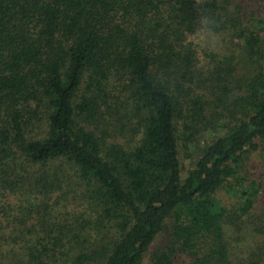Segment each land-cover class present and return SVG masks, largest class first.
Returning a JSON list of instances; mask_svg holds the SVG:
<instances>
[{
	"label": "trees",
	"instance_id": "trees-1",
	"mask_svg": "<svg viewBox=\"0 0 264 264\" xmlns=\"http://www.w3.org/2000/svg\"><path fill=\"white\" fill-rule=\"evenodd\" d=\"M235 2L0 0V197H41L0 207L2 242L30 243L29 264L63 247L64 229L49 221L59 185L47 167L61 160L118 234L101 246L103 264H142L165 232L169 245L152 264H176L178 254L191 264H264V181L246 174L264 145V22ZM202 30L235 40L252 74L201 66L192 37ZM220 115L224 133L184 175L179 143ZM133 120L141 138L128 149L116 138ZM229 228L252 238L234 263Z\"/></svg>",
	"mask_w": 264,
	"mask_h": 264
},
{
	"label": "rangeland",
	"instance_id": "rangeland-1",
	"mask_svg": "<svg viewBox=\"0 0 264 264\" xmlns=\"http://www.w3.org/2000/svg\"><path fill=\"white\" fill-rule=\"evenodd\" d=\"M237 4L242 2V14L246 17L253 16L260 18L264 22V0H235ZM236 5V4H235ZM192 42L200 61L201 66L210 68L217 63L223 65H232L235 67V76L239 79H247L252 74V67L247 63L239 51L237 42L221 34H213L202 30L192 37ZM219 122L212 126L201 127L193 140L180 145V161L183 168V174L194 166L195 161L200 156L203 148L211 143L215 138L222 135L225 129L220 126L223 124L222 115ZM225 117L228 115L224 114ZM223 116V117H224ZM138 120H133L132 124H125L126 129L117 133V142L125 148L134 147L141 138V130L135 125ZM227 122V121H225ZM136 129V130H135ZM179 126V131H182ZM134 130V131H133ZM49 174L56 179L59 185L57 191L51 194V217L49 221L52 224L60 225L64 231L66 240L60 242V246L51 249L47 253V258L43 257L44 264H76L75 258L79 254H86L88 261L84 264H103V254L101 246H107L110 241L116 239L118 234L115 228L102 219V213L96 203L92 200L90 192L91 186L80 180L76 170L65 161H55L47 165ZM246 174L249 179L264 181V145L256 153H253L247 163ZM245 174V173H244ZM245 174V175H246ZM264 191V187L261 193ZM220 199H223L228 205L231 200L219 193ZM41 197L34 192L22 193V195H8L0 197V207H7L9 212L24 207L31 203H39ZM264 208V194L260 197L257 209ZM7 233V231H6ZM239 234V233H238ZM229 228L227 235L230 239V260L238 262L245 259L250 254L252 248V238L241 240ZM76 235V237H75ZM240 235V234H239ZM0 240V264H29L28 250L30 243L20 241L15 245H8ZM169 245L168 234L159 235L144 256L142 264H152V254L161 251ZM176 264H191V259L186 255L178 254Z\"/></svg>",
	"mask_w": 264,
	"mask_h": 264
},
{
	"label": "clouds",
	"instance_id": "clouds-1",
	"mask_svg": "<svg viewBox=\"0 0 264 264\" xmlns=\"http://www.w3.org/2000/svg\"><path fill=\"white\" fill-rule=\"evenodd\" d=\"M211 23H213V21L208 16H202L201 17V24L207 26Z\"/></svg>",
	"mask_w": 264,
	"mask_h": 264
}]
</instances>
